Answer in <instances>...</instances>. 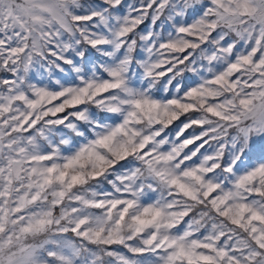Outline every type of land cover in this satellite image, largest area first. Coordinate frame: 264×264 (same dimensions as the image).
<instances>
[{"label": "snow or ice", "instance_id": "snow-or-ice-1", "mask_svg": "<svg viewBox=\"0 0 264 264\" xmlns=\"http://www.w3.org/2000/svg\"><path fill=\"white\" fill-rule=\"evenodd\" d=\"M256 140L264 0H0V264H264Z\"/></svg>", "mask_w": 264, "mask_h": 264}, {"label": "rangeland", "instance_id": "rangeland-1", "mask_svg": "<svg viewBox=\"0 0 264 264\" xmlns=\"http://www.w3.org/2000/svg\"><path fill=\"white\" fill-rule=\"evenodd\" d=\"M93 2V0H82V3H91ZM96 3H99L100 0H95ZM93 54H90V56ZM264 146V141H259L256 140L253 144H252V151L249 153V155L253 158V162H255V158L258 157L260 155V150L261 147Z\"/></svg>", "mask_w": 264, "mask_h": 264}]
</instances>
